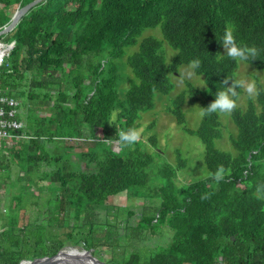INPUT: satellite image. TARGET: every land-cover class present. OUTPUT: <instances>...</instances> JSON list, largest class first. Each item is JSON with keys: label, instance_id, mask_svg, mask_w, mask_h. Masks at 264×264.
Here are the masks:
<instances>
[{"label": "trees", "instance_id": "obj_1", "mask_svg": "<svg viewBox=\"0 0 264 264\" xmlns=\"http://www.w3.org/2000/svg\"><path fill=\"white\" fill-rule=\"evenodd\" d=\"M31 1L0 0V11L9 13L0 30ZM229 25L239 45L258 49L256 59L245 63L264 70V0H46L32 8L4 36L15 44L0 66V85L19 104L24 101L22 119L17 114L24 126L0 152V181H9L11 208L23 211L27 194L32 205H39L44 202L40 194L48 192L45 201L57 217L50 221L53 231L63 228L74 209L73 219L91 235L99 222L90 211L119 193H131L143 200L141 212L128 211L117 225L104 221V234L94 236L96 245L112 249L121 241L124 249L133 243L129 257L113 256L116 263L108 264H264V89L259 82L255 100L229 115L236 128L228 133L230 151L215 147L223 138L220 114L201 117L196 129L186 126L181 108L186 98L198 101L199 94L191 84L165 109L184 133L201 142L208 173L220 165L229 170L219 184L208 176L177 188L176 172L186 160L176 150L174 167L165 164L159 170L164 183L150 186V154L140 149L121 154L108 146L120 130L138 127L140 113L154 106V94L171 91L169 73L192 60L201 61L194 73L207 85L201 108L212 103L237 67L219 52ZM155 28L178 50L169 64L161 40L146 37L138 43L144 30ZM132 46L137 49L126 55ZM119 88L125 89L123 98ZM116 108L119 117L111 124L109 113ZM149 142L157 147L154 136ZM82 145L102 150L77 152ZM82 202L88 208L83 217ZM11 215L0 213V264H51L63 245L29 234L43 219L25 224L26 214L20 213L16 223L19 215ZM164 227L171 232L167 243L147 250L148 256L137 250Z\"/></svg>", "mask_w": 264, "mask_h": 264}, {"label": "rangeland", "instance_id": "obj_2", "mask_svg": "<svg viewBox=\"0 0 264 264\" xmlns=\"http://www.w3.org/2000/svg\"><path fill=\"white\" fill-rule=\"evenodd\" d=\"M1 12V11H0ZM2 14L4 17H0V21H4L8 18L9 13L7 11H3ZM3 18V19H2ZM6 35V34H5ZM5 35L0 36V41L3 44H7V37ZM146 37H154L158 40H161L162 43V50L165 54L166 63L169 64L171 59L178 53V50L173 49L170 47L165 41L162 40V35L159 28L155 29H146L143 33L138 37V43ZM137 49V46L128 47L125 49L126 55L132 54ZM220 55H226L223 45L221 46ZM189 72H193V70L189 67V65H182L178 67L177 73H169V81L172 84V89L168 94H154V106L151 110H145L140 113V117L138 119L136 129H143L141 140L131 147H122L119 148V144L117 142H112L111 148L112 150L119 152L121 154H127L129 151L134 149H140L143 152H146L151 155L152 162L149 167L146 169V172L150 178V186L162 185L164 182L159 176V170L165 164L171 165L174 167L175 163V151L179 150L182 154V157L186 160V165L182 169H178L176 172V177L174 179L175 186L180 188L182 186L189 185L190 183L204 179L209 176L207 169L203 164V146L201 142L195 136L188 135L184 133L180 126H178L173 117L166 113L165 109L170 104V102L180 93L187 90V83L191 84L195 87L198 91V101L193 103L186 101L182 106V112L185 116V124L190 129H196L200 120L201 115L199 111V107L201 108V100L203 99L204 92L207 89V85L204 81V77L202 75H197L193 73L189 75ZM124 73L126 75H130L129 70L125 69ZM255 80V82H259V84L264 89V70H260L253 65L248 63L237 61V67L234 72V77L230 81L229 84L232 82H248ZM127 82H124L123 87H127ZM124 88H119V97H122ZM123 89V91H122ZM240 93L236 99L237 107L244 110L247 106L248 100H255V97L249 98L245 93L243 88H240ZM23 104L24 101H21L19 104L18 110V117L22 119L23 113ZM220 121L222 123L223 129V138L220 140L215 141V147L220 148L224 151H230V144L228 140V133H235L236 128L233 125L229 115H219ZM154 124L153 127L148 128L151 124ZM97 137H100V131L96 130L95 134ZM154 136L156 140L157 147L152 146L149 142V138ZM89 140L91 136H87ZM10 142V138L8 140ZM7 147L10 146V143L6 145ZM7 147L3 146V152ZM102 148L100 145L90 146V145H82L77 152H97L101 151ZM64 150L61 149L60 152ZM73 162H76L74 160ZM83 167L84 164H81ZM23 174V173H21ZM12 177H14L12 175ZM0 213L2 215L12 214L10 217H16V213L19 215V218H16V223H21V215L20 213H25L26 217H23L25 224L33 223V220L36 218H42L40 222H37V228L33 227L30 229V233H34V235H39L43 237V240L46 242L57 241L60 242L64 247H73L77 251L86 250L89 251L92 255L93 259L98 263L108 264V261H115L111 260L113 256L115 259L121 260V258L129 257L132 252H134L133 243L127 246L126 249L124 246V241H121V245L117 248H110L108 246H98L95 244V237L98 235L104 234V228L101 223L110 224V225H117L123 219L126 218L128 211L131 214L135 215L141 212L143 200L141 198H135L132 196L131 193L122 192L117 194L116 196L110 198L107 203L101 205L99 207H94L93 210L90 212L96 213L99 222V225L94 227L93 233L91 235H87V229L84 227H80L79 225L82 224L81 220H74V212H70V219L64 218L63 228L56 229L53 231V224L50 222L51 219H55L57 217H53V204H47L45 201L46 198H49V193L40 194V198L44 199V202H40L39 205H32L30 195H25L24 201L22 204H25V209L19 210L12 209L11 206L13 202L11 201V190L9 186V181L3 183L0 181ZM33 189V187L31 188ZM23 191L18 192L22 194ZM36 194V192H34ZM151 203H158V200L152 198ZM30 204V205H29ZM86 203L82 202V205L79 210H81V216L86 214ZM80 216V217H81ZM53 217V218H52ZM26 218V219H25ZM81 219V218H79ZM4 219L0 220V225L3 224ZM105 221V222H104ZM38 229V230H37ZM56 232V233H53ZM171 232L167 227L160 228L157 230L156 234H152L151 236L147 237V239L139 244L137 250H140L145 256L150 255L148 251H154L158 246L165 244L169 241ZM95 236V237H94ZM87 248V249H85ZM111 262V263H112Z\"/></svg>", "mask_w": 264, "mask_h": 264}, {"label": "clouds", "instance_id": "obj_3", "mask_svg": "<svg viewBox=\"0 0 264 264\" xmlns=\"http://www.w3.org/2000/svg\"><path fill=\"white\" fill-rule=\"evenodd\" d=\"M234 28L229 25L222 37V44L225 50L227 57L233 61H242L248 62L249 60L256 59L258 56V49L255 46H241L237 43L234 35ZM201 65V61L199 59L192 60L189 64V67L193 70V72H189V75L194 73L195 69H198ZM224 87L221 91L216 93L215 100L210 103L207 107L200 108L201 117L209 116L213 113H218L221 115H231L234 110L237 108L236 99L239 94L236 89L238 87L243 88L245 93L249 98H253L260 94L259 89L257 88V84L255 80L248 82H232L231 84L228 81H224ZM120 109H113L109 113V122L111 124H116L119 117ZM143 129H135L130 128L127 131L120 130L118 133V138L116 140L122 147H131L137 144L142 137ZM228 169H226L223 165L217 167L215 172L209 173V176L219 184L221 181L225 179L226 174L228 173Z\"/></svg>", "mask_w": 264, "mask_h": 264}, {"label": "built area", "instance_id": "obj_4", "mask_svg": "<svg viewBox=\"0 0 264 264\" xmlns=\"http://www.w3.org/2000/svg\"><path fill=\"white\" fill-rule=\"evenodd\" d=\"M15 42L12 41L3 44L0 41V66L9 56ZM19 103L7 93V88L0 85V152H3V146L10 143L8 140L12 133L20 131L24 124L17 118Z\"/></svg>", "mask_w": 264, "mask_h": 264}, {"label": "water", "instance_id": "obj_5", "mask_svg": "<svg viewBox=\"0 0 264 264\" xmlns=\"http://www.w3.org/2000/svg\"><path fill=\"white\" fill-rule=\"evenodd\" d=\"M46 0H33L26 5L19 8L11 18L9 24L0 30V36L8 34L11 32L14 27L18 24L21 18L26 15L32 8L38 5L41 2ZM73 247H64L58 251V253L51 259V264H102L95 261L89 251L82 250L77 251ZM19 264H37L33 261L23 260Z\"/></svg>", "mask_w": 264, "mask_h": 264}]
</instances>
